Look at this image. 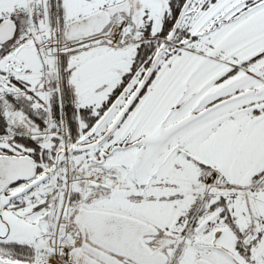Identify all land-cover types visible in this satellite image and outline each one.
I'll return each instance as SVG.
<instances>
[{"label":"snow or ice","instance_id":"1","mask_svg":"<svg viewBox=\"0 0 264 264\" xmlns=\"http://www.w3.org/2000/svg\"><path fill=\"white\" fill-rule=\"evenodd\" d=\"M0 264H264V0H0Z\"/></svg>","mask_w":264,"mask_h":264}]
</instances>
